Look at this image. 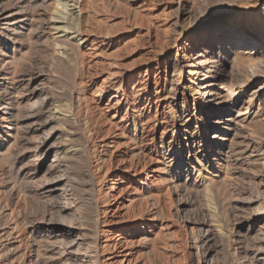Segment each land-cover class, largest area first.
<instances>
[{
	"label": "rangeland",
	"instance_id": "rangeland-1",
	"mask_svg": "<svg viewBox=\"0 0 264 264\" xmlns=\"http://www.w3.org/2000/svg\"><path fill=\"white\" fill-rule=\"evenodd\" d=\"M50 1L0 0V100L22 103L0 110V264H264V0H80L77 38ZM209 24L256 25L262 52L241 61Z\"/></svg>",
	"mask_w": 264,
	"mask_h": 264
},
{
	"label": "bare ground",
	"instance_id": "bare-ground-1",
	"mask_svg": "<svg viewBox=\"0 0 264 264\" xmlns=\"http://www.w3.org/2000/svg\"><path fill=\"white\" fill-rule=\"evenodd\" d=\"M33 1V6H35V8L37 7V8H42V7H44V6H48V1H50V0H32ZM79 1L80 0H63V1H60V0H54L53 1V4H52V2L50 3V4H52V5H50V6H52L53 7V15H52V19L54 20V22L55 23H57V22H61V23H64L63 25H61V29L63 30V31H66V30H71L70 31V33H71V37H73V38H77L78 36H79V34L81 33V31H80V33H79V29L77 30V27H76V29H74L75 27H68V24L69 23H72L73 21H75V19L74 18H77L78 20H79V18H80V13H81V11H82V9L80 10V9H78V11H77V8L79 7ZM91 1V0H90ZM94 1V0H93ZM84 5V4H83ZM93 5V4H92ZM67 6H71L70 7V11L69 12H67V14H68V17H63V13H64V11H66L65 9L67 8ZM81 6H82V4H81ZM90 9H92V7L90 8ZM87 10V9H86ZM93 10V9H92ZM65 15H66V12H65ZM9 16V15H8ZM8 16H6V17H2V18H5L4 20H5V22H6V24H7V27H9V28H7V30H10V31H12V32H15V30L18 28V27H20V26H22L21 25V23H22V19H16V20H13V21H7L6 20V18L8 17ZM51 20V19H50ZM19 22V23H18ZM79 24V23H78ZM53 25V24H52ZM51 25V26H52ZM74 26V25H73ZM77 26V25H76ZM213 26H216V24H209L208 26H206V28H204V29H206V30H208L207 32H208V35H213L214 33H217L218 35H217V37L219 38V42L220 43H218V45L221 47V45H222V42H224V46H225V44H227L228 45V47H226V48H230L231 50H232V52H234L237 56H238V58L241 60V61H248V60H252L253 58H254V55L256 54V53H258V52H262V51H260V49H259V44H261L263 41L261 40V39H257L258 37H257V26L256 25H253V26H250V27H247V28H243V27H239V26H236V27H232V28H230V31H228V30H222V31H220L221 33L219 34V30H217V31H215L214 33H213V29H214V27ZM60 26H54L53 25V28L54 29H57V28H59ZM72 28H73V30H72ZM206 30H203V32L204 31H206ZM83 37H81V38H79V39H82ZM83 40V39H82ZM85 40V39H84ZM261 42V43H260ZM187 43V42H186ZM194 43L196 44L197 43V41L195 40L194 41ZM195 44H190L189 45V47H187V48H192ZM223 46V47H224ZM225 48V47H224ZM188 50V49H187ZM221 50V49H220ZM80 54V53H79ZM197 56H199V55H197ZM195 57L194 55H188L187 53H185V54H183V56H182V59H180V61H178V59L176 58V61H175V63L176 64H178V65H180V66H186V67H188V70H187V73H188V75L190 74L191 76L190 77H188V81L190 82V85L189 86H187L186 87V89H191L192 87H191V85L194 83L195 84V89L197 90L196 92H197V94H200V95H202V96H207V94H210L209 93V90H207L208 88L206 87V85L205 84H203L204 82V80L206 79V74H203L204 75V77L203 78H201V79H199V77L197 76L198 74H201V71L202 70H197V68H199V62H200V60H199V57ZM200 56H202V54L200 53ZM256 56V55H255ZM70 58V57H69ZM208 58H206V61L205 62H213V61H210V60H207ZM257 61H259V60H257ZM256 61V62H257ZM261 61V60H260ZM262 63V62H261ZM260 65V64H259ZM208 66H209V64H208ZM257 68V67H256ZM259 68V67H258ZM114 73V72H113ZM173 77V76H172ZM113 77H111V79H112ZM173 79V78H172ZM176 79V78H175ZM178 79V78H177ZM176 79V80H177ZM173 81V80H172ZM179 80H177V82H178ZM181 83V82H180ZM182 84V83H181ZM1 85V84H0ZM177 85V84H176ZM25 87H27V86H25ZM207 88V89H206ZM183 89H185V87L183 86L182 87V90ZM193 90H195L194 88H192ZM202 90H203V93H202ZM30 91L32 92V93H35V91H34V87H33V89L32 88H30ZM212 91V90H211ZM210 91V92H211ZM184 92V91H183ZM183 92H182V94H183ZM214 94H216V93H214ZM15 94L13 93V94H11V96L10 97H8L7 99H1L0 100V110H3L4 112H5V114H7V115H9L10 114V118H11V116L12 115H17L18 116V114H12L11 112H10V104H12V102H15V107H17L18 106V104L20 103V105L22 104L21 102H19L18 100H15V97H12V96H14ZM14 99V100H13ZM16 99H17V96H16ZM37 99V98H36ZM46 100H47V98H40V100H38V103H40V104H43L44 102H46ZM16 102H18L17 103V106H16ZM53 104V103H52ZM54 105V104H53ZM62 105V104H61ZM61 105L59 106V104H57L56 106L54 105V107H56V109H58L57 111L58 112H60L61 113V111L60 110H62V108H60L61 107ZM215 105V103H214V101H212V103L210 104V105H208L207 106V108L205 109L209 114H211L212 112H213V110H212V108H213V106ZM21 107V106H20ZM18 108H19V106H18ZM64 108V107H63ZM16 109V108H15ZM16 111V110H15ZM17 112V111H16ZM35 113V112H34ZM42 113V112H41ZM57 113V112H56ZM66 113V112H65ZM12 114V115H11ZM61 115V114H60ZM184 115V114H183ZM57 116V115H56ZM3 117V119L2 120H7L8 119V117L7 116H2ZM23 118V117H22ZM188 118L189 117H185V116H182V120L181 121H183V125H185V126H189L190 125V123H189V121H188ZM15 119V118H14ZM65 119V118H64ZM205 120V119H204ZM8 121V120H7ZM12 121V120H11ZM15 121H16V119H15ZM218 123H220V121H217L216 122V124H218ZM12 124V122H10V125ZM216 124L214 125V126H210V127H208V128H206L205 129V133H206V135H208L209 133V131H211V130H213L212 132V135H213V137L215 138V137H218V134H215V133H217L218 132V130H216L215 129V126H216ZM13 125H14V127H16L17 128V125H19L18 124V122L16 121V122H14L13 123ZM27 125V124H26ZM25 129V128H24ZM12 130V129H11ZM18 130V129H17ZM197 130H199L200 131V128H198ZM186 132H187V134L188 135H186V137H185V141H186V146H187V148H188V152H189V150L191 151L193 148L194 149H196V152L197 151H199L200 150V148L201 149H204L205 148V145L206 144H203V143H199L198 141H199V137L197 138V137H195V135H194V132H196L195 130L194 131H192V133H189V131L188 130H185ZM15 132V131H14ZM16 133H17V131H16ZM15 133V134H16ZM194 135V136H193ZM14 136V135H13ZM21 136V135H20ZM208 137V136H207ZM221 140H224V139H222V138H218V141H221ZM208 145H207V147H209L210 149H211V152L212 153H215V151H214V149L216 148V147H214V143H212L213 145L211 146V142H209V143H207ZM39 147L41 148V149H43L44 150V148H49L50 146L48 145V140H47V138L46 137H41L40 138V140H39ZM192 148V149H191ZM67 151V150H66ZM72 152V151H71ZM68 154V153H67ZM165 154H167V153H165ZM64 155V154H63ZM73 155V154H72ZM71 157V156H70ZM225 160V159H224ZM51 164V163H50ZM50 164L48 165V166H50ZM70 164V163H69ZM226 164H227V162H226ZM47 165V164H46ZM217 165H221V164H217ZM222 166V165H221ZM215 168H217V167H215ZM79 178V177H78ZM56 179V178H55ZM50 186H49V188H47V189H49L51 192H54V191H56L57 190V187H58V181L56 180V181H51L50 183ZM55 196V195H54ZM58 207V206H57ZM57 211V210H56ZM60 219V218H59ZM69 225V224H68ZM61 229V228H60ZM58 229L57 228V230H59L60 232L59 233H61L62 235H66L67 237H69V235L72 233V231L69 229V230H67V229ZM61 240V239H60ZM63 241V240H62ZM73 242V241H72ZM63 244H64V242H63ZM67 244H69V242H65V248H70ZM38 250V249H37ZM67 254H68V257L66 258L68 261L70 260V264H79L78 263V260H80L79 259V256L77 255V253H75L74 251H72L71 249L67 252ZM37 257V256H36ZM37 259V258H36ZM34 260V259H33ZM33 262V261H32ZM68 263V262H67ZM38 264V263H37Z\"/></svg>",
	"mask_w": 264,
	"mask_h": 264
}]
</instances>
